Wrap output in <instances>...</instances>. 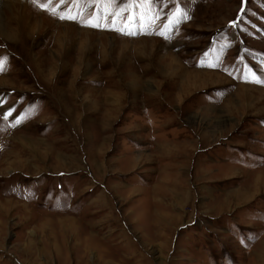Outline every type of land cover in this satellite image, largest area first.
<instances>
[{
    "label": "rangeland",
    "instance_id": "1",
    "mask_svg": "<svg viewBox=\"0 0 264 264\" xmlns=\"http://www.w3.org/2000/svg\"><path fill=\"white\" fill-rule=\"evenodd\" d=\"M0 58V264H264V0H0Z\"/></svg>",
    "mask_w": 264,
    "mask_h": 264
},
{
    "label": "snow or ice",
    "instance_id": "2",
    "mask_svg": "<svg viewBox=\"0 0 264 264\" xmlns=\"http://www.w3.org/2000/svg\"><path fill=\"white\" fill-rule=\"evenodd\" d=\"M34 2H36V0H34ZM39 6H40V7H44L43 4H41V5H39ZM61 18L63 19V18H65V17H64V16H61ZM68 18H73V19H74V17H72L70 13H69ZM92 26H97V27H98V26H99L98 21L95 22V23H93ZM5 60H6V58H0V71L3 70V65H4V61H5Z\"/></svg>",
    "mask_w": 264,
    "mask_h": 264
}]
</instances>
